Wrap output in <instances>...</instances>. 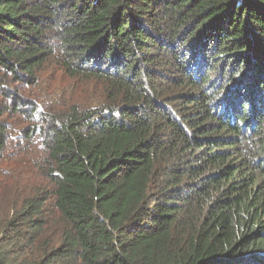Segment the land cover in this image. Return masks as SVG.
I'll list each match as a JSON object with an SVG mask.
<instances>
[{
    "label": "trees",
    "instance_id": "1",
    "mask_svg": "<svg viewBox=\"0 0 264 264\" xmlns=\"http://www.w3.org/2000/svg\"><path fill=\"white\" fill-rule=\"evenodd\" d=\"M0 102V264H264V0H0Z\"/></svg>",
    "mask_w": 264,
    "mask_h": 264
},
{
    "label": "rangeland",
    "instance_id": "2",
    "mask_svg": "<svg viewBox=\"0 0 264 264\" xmlns=\"http://www.w3.org/2000/svg\"><path fill=\"white\" fill-rule=\"evenodd\" d=\"M59 84L61 88H63V94L66 98H73V100L85 102L88 100V98L93 97L94 94L99 95V88L92 86H89L86 83H83L76 79H70V78H63L61 77V70H54L52 71V78H50L46 83H44V88L48 86V91L50 93L56 92V87ZM11 86L14 87L17 91H23L22 88L24 86L18 85L17 81L15 79L11 80ZM31 90V89H30ZM29 90V91H30ZM67 92V94H65ZM69 93V94H68ZM70 94H76V97H72ZM23 95L26 96L25 92H23ZM38 97L35 98H29L33 99L34 104H37ZM26 99H28V94L26 96ZM11 104L10 100L4 102V107L8 108ZM1 106V102H0ZM23 107H26L27 110H23L27 112V114L31 113L33 115V120H39L41 121V115L39 116L40 112H44V110H40L36 113H34L33 106L23 105ZM16 112L14 108H10L5 112V114L2 115L3 121L7 122L12 127V133L17 135V137L14 139L13 136V142L10 140V143L8 144V149L5 154L6 156V162L10 163V161H15L17 159H29L33 160L37 154V152L41 151V146L43 144V140L40 137H35L33 142L30 140L28 133L25 134L24 131H29L30 127H32V119H27L26 112ZM11 138V139H12ZM4 166V165H2ZM6 172L0 168V178L5 177L4 175ZM3 191H7L3 194H1L2 198H8L11 196L10 190L4 188Z\"/></svg>",
    "mask_w": 264,
    "mask_h": 264
}]
</instances>
